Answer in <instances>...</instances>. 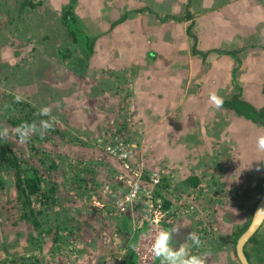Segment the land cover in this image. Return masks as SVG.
I'll return each instance as SVG.
<instances>
[{
  "label": "rangeland",
  "instance_id": "rangeland-1",
  "mask_svg": "<svg viewBox=\"0 0 264 264\" xmlns=\"http://www.w3.org/2000/svg\"><path fill=\"white\" fill-rule=\"evenodd\" d=\"M22 1L0 0V130H3L4 133L1 137L9 141L12 148H18L20 150L18 154L22 158H28L35 166L39 165L43 170L42 172L48 178L52 174L56 175L54 180H56V195L58 199L55 206L60 211L63 209L66 213L68 209L70 210L67 202L72 198L81 201L83 205L89 202H98V195L102 196V192L106 195L104 200H106L107 206H111L113 212L119 213L118 208L115 207L117 198H108L111 192L108 193L107 183L95 184L96 180L94 179L90 186L87 187L84 180L86 178H94V174L89 172L99 169L100 166L101 170L106 171V177L104 178L110 182V186L113 184L114 177L122 175L120 172H115L116 169L111 168L102 159L108 157L104 149L107 143L104 144L105 138L107 137L105 133L107 124L112 122L120 124L116 127L115 131L118 133L113 136L111 142L115 138L120 140V137H125L127 141L133 144L136 142L140 145L143 136H145L144 133L140 134L138 132L140 130L137 128V120L130 113L132 111L128 108L129 101L125 93V90L129 91V88H131V82H128L130 76L128 73L132 74L135 72L136 76L140 71H136L137 67L133 66L131 62L133 60L140 62L141 58H144L145 54L143 52L145 48L152 47L158 52L159 56L157 58H160L161 62H164L163 58L165 57L163 54L167 53V51L175 54L176 57L178 56L179 59L177 57L174 60V65L177 68L180 64V56L182 57L187 54L188 57L190 53L194 55L192 49L194 35L192 31L196 21L200 20L197 15L202 16V14L191 13L190 9L196 11L201 8V4L203 3L202 8L204 9L200 10L202 12L204 10L210 11L204 12V15L216 14L214 21L217 23L222 18L219 16L221 15L219 12L222 9L217 8L219 7L220 0H211L212 6L210 7L205 6L206 3L211 4L208 2L210 0H203V2L202 0H79L76 9L77 13L81 20L88 22L86 25L92 24V26L85 29L86 32L92 35H96L97 33L95 32L99 31L97 24H101L104 27L102 30H104L117 15L119 16L128 7H143V10L145 9V11H151L153 13L149 15L151 17L150 19H146L144 16L146 12H144L141 13L143 16H138L134 20H130L128 24L127 22L124 24L126 28H131L135 22L134 26L137 28L136 23L150 21L149 23L153 25V28L150 29L154 32L150 37L153 40L146 37L142 42V40L137 39L132 43V47L125 40H122L117 45L121 53V58L123 59L122 62L124 63L123 65L121 63L122 66L120 67L122 68H112L107 64L100 66L92 61L90 66L85 68L86 73L82 76L84 78L76 76L73 68L74 65L72 62H69L70 54L72 53L70 49V57L68 56L66 60L58 62L53 58L56 49L58 51V49L70 48L71 43L69 42L67 33L63 32L61 24L56 23V19L54 18L55 13L51 15L52 13L48 12L50 10L52 12H58L59 10L56 11L55 7L59 4L66 3L68 0H33L36 6L39 5L36 7V10L34 6H31V8L26 7L17 16L15 10ZM243 2L244 5L239 8V11L245 12L248 16V18L243 19L247 35L240 40L242 47L238 48L239 46L232 45V49L230 48V50L238 53L239 58L240 56L246 57L247 59H252L257 64L261 63L260 67L264 68V0H243ZM40 8H43V10L41 9L39 11ZM40 12H43L44 15ZM251 15L253 19H251ZM42 17H48V19L51 17L50 20L53 19V27L46 30L41 29ZM232 19L230 18L228 20L229 26L236 25L238 22ZM163 20L167 21L166 24L161 23L164 22ZM15 21H21L22 23L16 25L14 24ZM96 22L97 24H95ZM248 25L249 27H247ZM47 31L48 34L45 33ZM124 32L125 28L121 27L115 29L108 37L114 40L115 37L121 36ZM99 42L98 49L109 52L108 47H110L111 42L108 39H103ZM145 43L149 46H146ZM236 43L237 39L234 41V44ZM155 44L159 48L154 46ZM123 45L129 47L127 56L122 55V52H125V48L122 47ZM248 52L259 55L261 61L249 56ZM113 56H108V59L114 58ZM252 60L248 62V65L249 63H253ZM110 62H113V60H110ZM240 62L238 65H240ZM103 66L108 67L107 73L102 78L103 81L98 87H95L94 83L88 89L87 86L90 79L94 82L100 70H102L101 74L106 72ZM88 71L90 73H87ZM94 72H98V74ZM239 72H241L237 74L238 79H240L239 83H242L241 75L243 72L242 70ZM188 88L190 92H187L186 99L189 100V96H191V99L187 102L186 108L189 110L192 108L196 110L200 109V106L197 104L198 100H196L195 96L193 97L196 90L194 84ZM16 96L21 97L19 103L14 102ZM12 102H14L13 105L15 106L13 109H9V113L12 117L17 114V118H20L22 123H36L38 125L40 119L47 118L40 117L37 110L43 106L49 107L51 110L52 127L43 136L33 134L26 142H21L14 131L17 125H9L4 121L6 118L4 115L5 110L11 108V104L9 103ZM212 108L214 109L211 106L203 107L202 117L205 120L200 117V125L198 124L194 128L181 123L174 126L176 129L182 131L185 127L190 128V131L187 132L191 135L190 137L196 136L197 138V136H201V133L203 135H212L209 136V139L193 142L196 146L195 148H200L199 154H202L206 158V161L196 162V160L192 159V156L198 153L196 149L187 152L189 157L188 161L190 162H187L186 165L196 164V168L201 169L200 172H204L201 176L202 179L208 180L209 178L207 177L211 174L217 180V185L214 183L215 188L209 191L213 196L217 194L215 199L213 197L208 198L203 196L202 193H200L201 196H197L194 199L185 194H181L179 200L183 202L180 204L183 206V212L180 215H189L192 221L194 219V224H192L194 226V232L197 229L198 234L201 235V247L195 249L194 252L203 256L204 263L207 261L208 264H227L226 260L228 259L233 264H239L236 258H234L233 250L230 249V244L226 239L233 229L231 224H243L244 220L251 214L252 204L255 203L259 196L257 192L252 190V185L255 180L264 177V163L260 165V170L249 174L245 173L240 175L239 168H242L240 166L247 161V155L249 156L252 152L253 147L251 145L254 142L252 133L259 131L258 134H260L262 129H257L256 124H254L243 131V134L239 135V131L237 132L236 130L238 126H236L235 121L234 135L236 141L233 140L234 149L228 152V150L223 149V142L226 138L213 134L220 131V124L226 118V114L224 116L222 113L215 115L216 111ZM169 111L171 112L170 116L173 117L171 121L177 118V116H181L184 112L177 103V100L172 104ZM206 112L207 114H205ZM207 116L208 118H206ZM160 119L163 120V117H160ZM240 121L247 123L242 121V119ZM112 131L111 128L110 132ZM247 133H249V143L251 145L249 147L250 149L245 150V147L243 149L241 148L243 141H239V138L243 136L245 140ZM1 137L0 139H2ZM124 144L126 145V141ZM146 145L147 153L143 155L145 160L143 158L141 160L140 157L142 156L139 153L133 154V149L132 151L129 149L131 152V156L128 158L129 174H134V170L137 172L138 168L141 169L139 166L142 165L150 174L152 172L163 174L159 170V166H164L162 158L154 157V163H151L149 160L152 153L155 156L156 152H159V148L154 149L149 147V144ZM178 158L175 157L174 159L177 160ZM42 161L46 162V166ZM49 161H52L55 167H49L47 165ZM227 161L231 164L230 166L222 165L224 164L223 162L226 163ZM166 166L169 170L171 163H168ZM173 166L171 167V175L174 172L175 174L171 179V187H169L171 188V196H174L172 195L173 191H176L174 192L175 194L180 193V191L187 193L188 191L178 188V184L185 180L184 178L193 166L183 168L182 162L179 161L173 163ZM215 171L223 172L214 176L216 174ZM223 178H226V180H223ZM0 179L1 183L3 182V187L0 188V264H20L18 263V257L20 255H29L39 250V247L45 250V252L43 251L40 254L42 255L40 257V259L42 258V263L50 264L52 260V254L50 253L52 243L50 241L54 233L45 235V237L43 236L44 239L42 237V243L39 244L33 236L35 232L32 231L30 224L18 218L19 206L18 203L13 201L15 190L11 173L3 171L0 173ZM236 185H239V187ZM99 187L100 191H98ZM158 190L162 196H165V192L168 189L160 188ZM233 192L237 193V197H232ZM142 194V192L139 193V195ZM184 197L187 198L184 199ZM235 198L238 199L235 200ZM10 205L11 209L8 211L7 208ZM34 207L40 208L43 206L38 204L37 201H34ZM143 210L145 211V209ZM238 212H241L239 219L231 220V216L234 215L237 217ZM61 218L59 217V220ZM62 219H66L65 214H63ZM30 233H33V240L29 238L31 236L29 235ZM258 233L257 240L262 244L261 259L263 261H259L251 254V264H264V221ZM65 238L67 239V237ZM61 239L63 241L60 240V247H58L59 253L54 252L58 256H63L61 254L65 252L64 246L68 244L64 237ZM113 241L114 243H120L122 251L123 248L125 251V246L128 243L127 238L118 235L114 237ZM53 247L57 248L55 246ZM127 247H130V250H132L134 243L129 244ZM74 253L75 251L68 252L69 255L71 254L70 256H73L74 263H78L76 257H74ZM67 259L70 264L72 262L71 258L67 257Z\"/></svg>",
  "mask_w": 264,
  "mask_h": 264
},
{
  "label": "crops",
  "instance_id": "crops-1",
  "mask_svg": "<svg viewBox=\"0 0 264 264\" xmlns=\"http://www.w3.org/2000/svg\"><path fill=\"white\" fill-rule=\"evenodd\" d=\"M243 4V0H239L238 6L236 7V13L241 12L239 11V8L242 7ZM196 12L199 11L197 10ZM204 12L210 11L204 10ZM204 12L201 13L202 16L197 15L200 20L196 21L193 28V32L197 37L196 47L204 55L206 54L204 61L201 60L202 56L199 54L193 56L189 55L188 57L186 54L184 55L183 63L179 65L178 70H168V77L164 79V77L160 73L155 75L149 71L148 63L146 62V56H144V58H141L140 62L142 63L133 60L131 63L138 64L141 68L139 73H137V75L130 83L131 88H129V90L131 91V96L128 99V108L130 109V111H132L130 112L131 115L133 114V116L137 120V128H139L140 130L138 132L140 134H145V136H143L142 142H140V145L134 142V145L132 146L134 151L133 154L139 153L142 156L140 157L141 160L142 158L144 159L143 155L147 153V148H145V146H147L146 144H149V147H152L154 149L159 148V152H156L155 156L153 155V153L151 154V158H149L151 163H154V157H156L162 158L164 166L168 163H171L172 167L173 163L177 161L182 162L183 168L193 166L191 170L188 171V175L184 179L187 180L191 178L190 176H195L199 180L198 185L196 187H193L184 181L178 184V188L188 191V196L193 199L197 196H201L200 193H202L203 196H206L208 198L213 197V199H215V196H217V194L213 196L209 193V191L215 188L214 181L217 180L213 176H211V174H209V176L207 177L209 178L208 180L202 179L201 176L204 172H200L201 169H197L196 164L190 166L186 165L187 162H190L188 161L189 157L187 152L194 151L196 149L198 153L197 155L194 154V156H192V159L196 160V162L202 160L206 161V158L202 154H199L200 148H195L196 146L193 142L202 141L203 139H209V136L212 135H203L201 133V136L198 134L199 136H197V138L196 136L190 137L191 135L187 133L188 131H190V128L185 127L183 132L182 130L176 129L174 127L176 124L178 125V123H181L194 128L198 124L200 125V117L203 118L200 114H198L202 111L201 109L196 110L192 108V106H190V108H192L190 110L186 108L188 102L186 100V93L190 92V89L188 87L194 84V87L196 88L195 92L197 94L195 98L200 95L199 92L201 91L213 92L214 86L217 87L222 85V87H225L230 83V79L232 78L230 73L232 69L234 71L238 70L237 72L245 69L246 75L248 76V81L245 80L244 75L242 77V80H244L245 86L246 84H249L250 87H252V84L255 85L257 83L254 82L253 77L262 75L264 71V68L260 67L261 63L257 64L252 59H247L246 57L240 56L239 58V54L235 53V51L233 52L234 58L230 55L216 54V52L212 51L208 52V49L210 48L219 47L229 50L232 47V44L239 46L238 48L242 47V43L238 40L237 43L234 44L233 37L236 36V33H239L242 36L245 33H243L239 28H233V26L216 25L213 21L214 14L204 15ZM224 38L227 39L223 40ZM226 44L228 46H226ZM248 55L261 61L260 56L257 54L248 52ZM110 60H113V62H110ZM251 60L253 63H249L248 65V62ZM118 61H120L118 58H110L108 65L112 68H119L118 66H122L124 63L122 62V58L120 61V65L118 64ZM236 61H241V64L243 65H238ZM220 75L222 76V78H219ZM238 80L240 81V79ZM176 93L179 94V99H176ZM181 95L184 96V98H181ZM176 100L180 108L184 110V112L183 114H181V116H177V118H174V120L171 121L173 117L170 116L171 112L169 110L171 109L172 104L176 102ZM182 104H184L183 107H181ZM193 111H197V113H192ZM160 117H163V120L160 119ZM203 119L205 120V118ZM112 123L107 124L106 129L110 130L112 128V132L116 134L118 132H116L115 129L120 124L117 122ZM241 148L243 149V145L241 146ZM175 157L179 158L176 160L174 159ZM223 163L224 164L222 165H231L229 164V161ZM242 165H244V163ZM159 167L162 168V165ZM171 167L169 170L167 169V173L163 172V174L165 173L163 177L167 178L168 180H171L173 175L175 174L174 172L173 175H171ZM105 172L106 171H104L103 169L101 170L100 166L99 169L89 172L91 174H94V178H86V180L84 181L87 184V187L90 186L92 180L94 179L96 180L95 184H102L103 182L105 184L107 183L106 186L108 187V193L111 192L108 198H115L119 193L118 190H120V187L116 188L115 186H110V182L106 178H104L106 177ZM215 172L216 174L214 176L219 175V173L221 174L223 171ZM80 173L82 174V172ZM223 180H226V178H223ZM169 187L171 186L169 185ZM170 190L171 188H169L165 192L166 202L169 205H171L172 202H174L176 199V194L174 193L176 191H173L172 195L174 196H171ZM98 191H100V187L98 188ZM206 192L208 193L206 194ZM101 194L102 196L98 195L97 198L99 205L96 202H89L88 204L85 203L83 205L81 201L72 198L67 202V206L70 207V210L68 209L66 211L65 220L62 219L64 210L62 209L60 211L59 208H56V206L54 205V209L59 211V217H62L60 220L58 217V229L60 228L61 230L62 226H65L64 230L61 231V236L64 237L65 240H67L68 244L64 246L65 252H63L62 254L60 252V254L63 256H58V254L54 252H58V247H60V240H62V237L56 240L55 244L52 242V240L50 241L52 243L50 252L52 254V260L50 264H55L56 262V264H69L67 257H70L72 260L70 264H122L123 262L127 264L128 260L126 259L128 258L126 257V254L128 252L130 253V251L132 252L133 257L130 256L129 259H135L133 251L130 250L131 248H128L127 246L131 244L134 239H136L138 234L141 233V229L144 228L142 215L145 211L143 210V204L140 201L136 200L131 204L132 206L127 213H115L112 211L113 209L111 208V206H107V202L106 200H104V197L106 196L105 193L101 192ZM238 214H241V212H238ZM128 216H130L131 219L130 222L126 223L124 221V218ZM48 217L49 219H51L50 214H48ZM218 217L221 218L220 215H218ZM78 219H80V221H78ZM234 219H236L235 216ZM180 221H182L185 226L180 228L179 231L172 233L171 236V239L177 243L183 242L189 231H194V226L192 225L194 224V219L192 221L189 215L177 216L176 218L168 221L166 223V227H172L176 223L179 224ZM116 226H118V228L120 227V231L118 233H116L115 231L117 229ZM125 230L129 231L128 234L124 233L126 232ZM195 232L198 233V230L195 229ZM118 235L127 238L128 243L125 246V251L123 248L124 252L122 251V247L120 246L121 244L114 243L113 241L114 237ZM65 237H67V239ZM53 246L57 248H54ZM38 249L39 250L36 253V258L39 260V264H43L42 258L40 259L42 255L40 254L43 251L45 252V250L41 249V247H39ZM69 251H75L74 257H76L78 263H74L75 261L73 260V256H70L71 254H68ZM193 251H195V249H193ZM134 261L135 264H137L136 259ZM153 264H159V261L155 259Z\"/></svg>",
  "mask_w": 264,
  "mask_h": 264
},
{
  "label": "flooded vegetation",
  "instance_id": "flooded-vegetation-1",
  "mask_svg": "<svg viewBox=\"0 0 264 264\" xmlns=\"http://www.w3.org/2000/svg\"><path fill=\"white\" fill-rule=\"evenodd\" d=\"M78 1L79 0H68L66 3L64 4H59L57 7H55L56 11L58 12H52V10H50L48 13H52L51 15H53V13H55L54 18L56 19V23L57 24H61L63 32L67 33V36L69 37V42L71 43V47L70 48H63V49H56V53L54 54L53 58H55L58 62H61L66 60V58L69 56V49L72 51V53L70 54V60L69 62H72L74 65V72L76 73V76H80L81 78H84L82 76L85 75L86 70L85 68L90 66L91 62L94 61L96 62L97 65H104L107 64L108 65V56H113L114 58L118 57L119 60L121 61V53L117 47L118 44H120L122 42V40H125L127 42L128 45H130V47H132V43L135 40H142V42L145 40V38H151L150 35H153L154 32L151 31L150 28H153L152 23H149L150 21H146V23H136L137 28L134 26L131 28H126L124 26V24L127 22V24L129 23L130 20H134L136 17L138 16H143L141 15V13H144V16L146 17V19H150L151 17L149 16L150 14H153L151 11H145V9L143 10V7L137 8V7H128L126 8V10L124 12H122L119 16L117 15V17H115V19L113 21L110 22L109 26L107 28H105L104 30H102V25L101 24H97V22L95 24H97V27L99 29V31L95 32L97 33L96 35H92L89 34L88 32L85 31L86 28H88L89 26H92V24L86 25V23H88L85 20H81L78 13H77V6H78ZM29 2V3H28ZM203 2V0H202ZM211 4H205V6L210 7L212 6V1H208ZM34 3V4H33ZM239 0H220L219 3V7H217L218 9H222L221 12H219V15L221 19V21L219 22H215L214 23L218 26H222V25H227L229 26L228 20L230 18H233L232 20H237V24L236 25H232L233 28H239L240 30H242L243 33H245L243 36L240 35L239 33H236V36L233 37V42L235 39H237L238 41L242 40L246 35V29L244 27V22L243 19L248 18L247 14L245 12H239L236 13V7L238 6ZM203 4V3H202ZM202 4H201V8L200 9H204L202 8ZM244 5V4H243ZM31 6L35 7L36 10V4L33 0H23L17 7V9L15 10L16 15H20L21 12L26 8L29 7L31 8ZM33 7V8H34ZM206 8V7H205ZM43 10V8H40V10ZM200 9H197L200 13H202V11ZM141 10V11H140ZM196 10V11H197ZM99 11V10H98ZM191 13H194L196 11L191 10ZM47 12V11H46ZM196 12V13H199ZM41 14L43 12H40ZM58 13V14H57ZM39 14V13H38ZM226 14V15H225ZM44 15V13H43ZM218 16V15H217ZM214 17H216V14H214ZM51 17H42V23H41V29H49L53 27V19L50 20ZM251 19H253V16L251 15ZM263 19V18H262ZM91 21V20H90ZM164 21V20H163ZM167 21L161 22L162 24H166ZM131 23V22H130ZM191 23V22H190ZM85 24V25H84ZM251 24V23H250ZM249 24V25H250ZM195 25V24H194ZM249 25L247 27H249ZM121 27L125 28V32L124 36H117L114 38V40L112 38H109L108 36L110 34H112V32L115 29H119ZM192 29V28H191ZM192 31V30H191ZM46 34H48V31L45 32ZM193 35H194V42L192 44V49L194 52V55L199 54L202 56V61H204L205 59V55L199 51L197 49V37H195V33L192 31ZM109 40L110 43V47H108L109 52H106L104 50H99L98 46L100 44V40ZM227 38H224L223 40H225ZM151 40H153L151 38ZM114 41V42H113ZM113 42V43H112ZM146 46H149L145 43ZM233 45V44H232ZM156 46V44L154 45ZM226 46H228L226 44ZM122 47H124V51L122 52V55L127 56L128 55V50L129 47L127 45H123ZM157 48H159L158 46H156ZM118 51V52H116ZM216 52V54H225V55H230L231 57L234 58V50H226L225 48H210L208 49V52ZM113 52V53H112ZM147 58V63H148V68L149 71L152 72L153 74L157 75L158 73H160L164 79H166L168 77V70L171 71H177L179 66L176 68V66L174 65V60L175 58L177 59V57L175 56V54L168 52L164 53L163 56L165 58H163L164 62L160 61V58H157L158 52H156V49L154 48H145L144 52H143ZM206 53V52H205ZM193 56V53L188 54V56ZM179 59V57H178ZM184 60V55L181 57L180 56V64L183 63ZM120 61H118V64L120 65ZM237 64H239V61H236ZM179 64V65H180ZM129 65V64H128ZM133 66H136L137 70H140V65L138 64H132ZM240 65L241 64L240 62ZM104 71L106 72H102V70H100L99 74L98 72H94L95 74H98L97 77H95L94 82L90 79L88 82V89H90L94 83H95V87H98L101 82L103 81L102 78H104V74L107 73L108 67L103 66ZM119 68H122L120 66H118ZM99 68V67H98ZM135 68V67H132ZM131 68V69H132ZM130 70V69H129ZM243 74L241 75V77H243L245 80L248 81V76L246 75V70H242ZM87 73H90L89 71ZM241 72H237L234 71L233 69L231 70V79H230V84H225V87L221 86H214V90L213 92L222 99V104L220 105V107H214L211 103V101L209 100V93L207 91H201L199 92V96L196 98L197 104L200 106V109L202 110L200 113L201 116L203 114V107H214L213 110H215V115L218 114L220 115V113L226 114V118H224V121L221 122V129L219 132L217 133H213V134H217L218 137L222 136L224 138H226V140L223 142V149L224 150H228L232 151L234 149V144H233V140L236 141L235 139V132H234V122L236 121V130L237 132L239 131V135L243 134V131L247 130L251 125L256 124L257 129H262V132H260V134H258L259 131L257 132H253V136H254V142L252 143V145L249 143L250 142V138H249V133L246 134L245 140L242 138H239V141H243L241 146L243 145V147H245V150L250 149V145L251 147H253L251 154H249V156L247 155V161L244 162V165H241L239 168V173L240 175L243 174H249L251 172L260 170V165H263L262 162H264V153L258 152L256 150L255 147V140L259 135H264V125L260 124L259 122L253 121L252 119L245 117L242 113H238L236 110H238L241 106L239 102H244L249 104L258 114V116L262 115L261 110L264 109V71L263 74L258 76V77H253L254 82L256 83L255 85L252 84V87H250L249 84H246V86L244 85V80H242V83H239L240 81L238 80V75ZM129 78H128V82H131L133 80V78L135 77V72L132 74L128 73ZM160 78V77H159ZM219 78H222V76L220 75ZM198 87V86H197ZM122 92V91H121ZM222 92V93H220ZM125 93L127 94V99L130 98L131 96V91H127L125 90ZM173 95V94H172ZM187 95V93H186ZM197 95V94H196ZM195 92H194V96ZM176 99H179V94L176 93L175 94ZM184 98V96L181 95V98ZM191 99V96H189V100ZM187 100V99H186ZM187 100V101H189ZM206 105V106H205ZM192 113H197V111H193ZM207 114V112H206ZM208 118V116L206 117ZM242 119V121L247 122V123H243L240 120ZM250 123V124H249ZM224 135V136H223ZM229 137V140H228ZM117 140H119L117 138ZM123 144L126 141V146L127 145V140L125 137H120V140ZM245 141V142H244ZM133 143H130V149L132 151V146L131 145ZM129 149V148H128ZM131 153V152H130ZM129 153V154H130ZM131 155V154H130ZM255 159V160H254ZM256 160H260L262 162L256 161ZM160 168V167H159ZM167 166H163L162 168H160V170L165 173H167ZM214 172V171H213ZM164 173V174H165ZM260 179H264V177H261ZM260 179L255 180L254 184L252 185V190L257 192L255 190V186L256 184L259 183ZM217 185V181L214 182ZM233 185V184H232ZM237 187H239V185H236ZM233 187H235L233 185ZM236 187V188H237ZM244 188V186H242ZM249 187V186H247ZM249 189V188H248ZM243 190V189H242ZM236 191V190H234ZM216 192V190H215ZM263 192V191H262ZM261 192V193H262ZM173 193V192H172ZM214 193V192H213ZM258 193V192H257ZM261 193H258V198L255 201L254 204H252V208H251V214L249 215V217L247 219L244 220V223L242 224H231V227L233 228L230 232L229 237L226 239V241H228V243L230 244V249L233 250V254H234V258H236V260L239 262V264H242L238 254H237V250H236V242L238 237L240 236V234L245 230V228L247 227L248 223L250 222L251 216H252V212L253 209L261 195ZM181 194H185L188 196V192L187 193H183L180 191V193L176 194V199L174 202H172L171 205L169 206H165L164 202H162V205L165 209H170V208H174V211L172 212L171 215H169V219L172 220L174 218H176L177 216H179L183 210V206H181L180 204H182L183 202H181L180 199V195ZM216 194V193H214ZM232 197H237V193L233 192L232 193ZM187 197H184V199H186ZM178 199V201H177ZM238 198H235V200ZM237 217H240L241 214H237ZM236 219H239L237 218ZM169 220V221H170ZM231 220H235L234 219V215L231 216ZM264 221V220H263ZM168 222V221H167ZM263 223V222H262ZM261 223V224H262ZM261 224L259 225V227L256 229V231L244 242L243 246H242V252L246 257L247 263L251 264L250 262V255L252 254V256L254 255L255 258H257L259 261H263L262 258V244H260V241L257 240L258 239V231L261 227ZM235 225V226H234ZM239 230H241L240 234L235 238V240L233 241V237L235 236V233H237ZM258 233V234H257ZM200 235V234H199ZM201 237V235H200ZM253 238V240H251V238ZM227 264H233L232 261H228V259L226 260ZM204 264H208L207 261H205Z\"/></svg>",
  "mask_w": 264,
  "mask_h": 264
},
{
  "label": "trees",
  "instance_id": "trees-1",
  "mask_svg": "<svg viewBox=\"0 0 264 264\" xmlns=\"http://www.w3.org/2000/svg\"><path fill=\"white\" fill-rule=\"evenodd\" d=\"M29 3V2H28ZM21 21H15L14 24L18 25L21 24ZM16 103H19L20 101H14ZM14 102L9 103L11 104V108H7L5 110V123L9 125H19L22 123L20 118H17L16 116L12 117L9 113V109H13L15 105ZM240 108L236 110L238 113H242L245 117H248L252 119L253 121L259 122L260 124L264 125V109L261 110L260 116L256 113V111L247 103L239 102ZM7 111V112H6ZM105 133L107 134L108 139H112L115 133L110 132L109 129L105 130ZM3 130H0V137L3 136ZM2 138V137H1ZM105 138V142H107V139ZM130 143L127 142V148L130 149ZM134 145V144H131ZM33 148V147H32ZM133 149V148H132ZM20 150L18 148H12L10 145V142L6 139L2 138L0 139V173L3 171H7L11 173V176L13 178V185L15 190V196L14 200L16 203H18L19 206V216L18 218L26 221L30 224L32 231L35 232L30 233L29 238L33 240L32 235L36 238V241L39 242V244L42 243V237L45 235H49L50 233H54L52 237V242L55 244L56 240L60 239L61 231L64 230L65 226H62V229H58L59 225H57V220L59 217V211L55 210V204L57 202V185L55 174H52L50 178L42 172L43 170L40 168L39 165H34L32 162L28 160V158H22L20 154H18ZM106 153V152H105ZM106 155L109 158H114L109 156L107 153ZM131 156V155H130ZM29 157V156H28ZM31 158V157H30ZM103 159V158H102ZM44 162V161H42ZM45 166H46V162ZM119 167H117V170L122 173V175L125 178H130L135 181V188L137 192L141 191V189H151V191L154 193V195L158 196L162 202H164L165 206H168L169 204L166 202L165 196L160 194L158 189L164 188L169 189V185L172 183V180H168L167 178L163 177L164 174H159L158 172H155L158 174V181L156 183L152 182V178L155 173L150 174L149 171L145 170L143 166L137 169V173L139 175L133 176V174H129L128 170H125L123 167V162L120 161ZM49 167L53 166L55 167V164L52 161H49L47 164ZM113 164H111L112 166ZM160 170V169H159ZM118 177V176H117ZM114 178L111 186L120 187V190H118V194L115 198L120 197L122 198L125 194H123L126 191V194L130 192V186L125 182L124 179H118ZM191 178L185 179L184 182L187 184L196 187L198 185V178L195 176H190ZM1 180V179H0ZM105 184V183H103ZM3 187V182L0 181V188ZM108 189V188H107ZM156 192H155V191ZM255 190L258 193H261L264 190V179H260L259 183L256 184ZM2 194V193H1ZM3 195V194H2ZM140 201L143 204L144 209H146L145 203H144V197L143 195H140L139 199H135L132 201ZM34 201H37L38 204L42 205L43 207H40L36 209L34 207ZM131 203V204H132ZM128 205L125 210L122 211L123 214L127 213L132 205ZM57 207V206H56ZM11 209V205L7 208L9 211ZM48 214H50L51 219H49ZM65 214V212L63 213ZM131 217H125L124 221L126 223L130 222ZM143 229V228H142ZM118 232L120 231V227L117 229ZM128 230V229H127ZM125 230L126 234H128L129 231ZM241 230H239L237 233H235V236L233 237V241L235 238L240 234ZM254 237L251 238L253 240ZM136 239H134L131 243H135ZM129 248V247H128ZM32 252L29 255H20L18 257V263L20 264H39V260L36 258V253ZM128 251V250H127ZM129 253V252H128ZM126 254V257L128 259L127 264H135V261L133 259H129L130 256H132L130 253ZM133 257V256H132ZM122 264H125L124 262Z\"/></svg>",
  "mask_w": 264,
  "mask_h": 264
},
{
  "label": "clouds",
  "instance_id": "clouds-1",
  "mask_svg": "<svg viewBox=\"0 0 264 264\" xmlns=\"http://www.w3.org/2000/svg\"><path fill=\"white\" fill-rule=\"evenodd\" d=\"M20 99V96L15 97L16 101H20ZM209 100L217 108L222 104V99L214 92L209 93ZM37 113L40 117L47 119H40L38 125L36 123H21L15 128L14 131L21 142H26L33 134L43 136L52 127L49 107H40ZM255 147L258 152L264 153V135H259L256 138ZM183 226L185 224L180 221L179 224L176 223L172 227L161 226L156 229L151 237L149 251L159 261V264H204L203 256L193 251V249L201 247V238L197 232L189 231L183 242L177 243L171 239L172 233L179 231Z\"/></svg>",
  "mask_w": 264,
  "mask_h": 264
},
{
  "label": "built area",
  "instance_id": "built-area-1",
  "mask_svg": "<svg viewBox=\"0 0 264 264\" xmlns=\"http://www.w3.org/2000/svg\"><path fill=\"white\" fill-rule=\"evenodd\" d=\"M107 139V143L105 145V152L116 159H119L123 162V168L125 170H129L128 166V158L130 157V151L125 144L121 141L114 139L111 142V139ZM104 143V144H105ZM133 176L139 175L136 170L133 171ZM122 176V178H121ZM118 176V179H124L125 182L130 186V192L125 194L122 198H119L115 202V207H117L118 211H123L126 209L128 205L132 203L133 200L139 199V193L142 192L144 197V203L146 206L145 212L143 216L144 228L141 229V233L137 236V239L134 243V247L132 251L135 255V259L137 264H153L155 258L149 251V245L151 242V237L154 235L156 229L158 227L164 226L166 227L167 221H169V215L172 214L174 208L165 209L162 205L161 199L154 195L151 189L143 188L142 191L137 192L135 188V181L130 178H125L123 175ZM158 181V174L155 173L152 182L156 183ZM98 204V202H96ZM99 205V204H98Z\"/></svg>",
  "mask_w": 264,
  "mask_h": 264
},
{
  "label": "water",
  "instance_id": "water-1",
  "mask_svg": "<svg viewBox=\"0 0 264 264\" xmlns=\"http://www.w3.org/2000/svg\"><path fill=\"white\" fill-rule=\"evenodd\" d=\"M103 159H104V162L109 164V166L111 168L113 167V169H116L115 172L119 173V171L117 170V167H119V165L121 164L120 160H118L116 158H109V157H104ZM111 164H113V165L111 166ZM153 173H155V172H152V174ZM116 177H114V178H116ZM123 194H126V191ZM119 198L120 197H117V199H119ZM119 213L123 214L122 211H119ZM263 220H264V190L261 193V195H260V197H259V199H258V201H257V203L253 209L250 222L248 223L245 230L240 234V236L238 237L237 242H236L237 254H238V257H239L242 264H248L246 257L242 252V246H243L244 242L256 231V229L263 222ZM116 228L118 229V226H116ZM117 229L115 230L116 233H118ZM130 253L132 255L131 251H130Z\"/></svg>",
  "mask_w": 264,
  "mask_h": 264
}]
</instances>
